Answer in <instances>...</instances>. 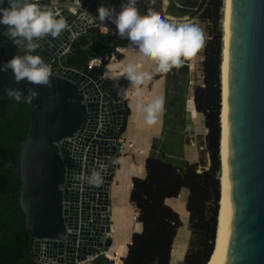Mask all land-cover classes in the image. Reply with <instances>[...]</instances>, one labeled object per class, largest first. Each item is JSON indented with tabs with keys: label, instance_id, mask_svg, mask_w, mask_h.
<instances>
[{
	"label": "water",
	"instance_id": "95a60500",
	"mask_svg": "<svg viewBox=\"0 0 264 264\" xmlns=\"http://www.w3.org/2000/svg\"><path fill=\"white\" fill-rule=\"evenodd\" d=\"M124 2L95 0L90 10L106 3L119 12ZM3 7H8L7 0ZM63 17L68 20L70 16L64 12ZM6 28L0 26V33ZM42 44L47 47L48 42H41V47ZM17 54L12 42L0 35V65ZM35 54L44 60L38 49ZM108 59L112 60V55ZM52 72V86H35L39 95L28 102L33 112L29 134L18 157L23 184L18 205L25 216L31 247L38 251L40 245L47 244V257L52 263L75 264L76 260H86L90 256L87 252L111 248L112 236L103 238L104 233L112 235L110 201L109 194L102 201L93 192L89 202L80 203L79 194L68 191L69 160L61 145L83 130L90 114L101 108L107 112L117 110L119 116H124V104L119 103L118 96L129 81L124 77L117 84L99 82V89H86L85 77L76 71L60 68ZM5 87L18 88L27 96L32 85L26 80L15 84L9 70L0 72V101L15 100L7 96ZM108 88L109 94L105 91ZM112 96L114 102L104 105ZM126 123V119L119 120L123 128ZM122 148L118 144L112 155L120 154ZM226 148L230 230L220 264H264V0H231ZM115 173L108 179L109 187ZM93 203L95 206H91ZM64 238L69 245H65ZM78 240L81 250L77 257L74 248ZM213 254L214 251L209 262Z\"/></svg>",
	"mask_w": 264,
	"mask_h": 264
},
{
	"label": "trees",
	"instance_id": "16d2710c",
	"mask_svg": "<svg viewBox=\"0 0 264 264\" xmlns=\"http://www.w3.org/2000/svg\"><path fill=\"white\" fill-rule=\"evenodd\" d=\"M222 10L223 0H208L203 1L193 15L214 27V35L204 48L203 86L194 89L196 110L204 116L209 131L204 139L208 165L185 163L182 168H177L166 161L163 153H158L154 143L145 164L146 177L132 180L130 203L137 210V222L142 225V231L132 235L124 264H170L181 220L167 201L178 199L184 189L189 192L186 209L191 241L183 264H207L214 251L222 173ZM116 31L115 28L107 35L92 33L81 36L73 43L61 65L81 72L96 57L111 55L117 49H128L129 41L121 39ZM189 64L190 59L180 67L187 76ZM105 66L106 63L100 74ZM156 76L162 78L167 74L156 72ZM32 112L33 108L24 100L0 101V264H36L31 256V238L25 216L18 205L23 186L18 172V157L20 146L29 134ZM129 116L130 110L126 107V121ZM125 130L126 127L122 133ZM94 264L112 263L102 257Z\"/></svg>",
	"mask_w": 264,
	"mask_h": 264
},
{
	"label": "clouds",
	"instance_id": "9594fccd",
	"mask_svg": "<svg viewBox=\"0 0 264 264\" xmlns=\"http://www.w3.org/2000/svg\"><path fill=\"white\" fill-rule=\"evenodd\" d=\"M139 0H125L117 12L114 8H98V20L110 21L116 26L117 35L129 41L128 51L138 56L143 62L155 65L157 73H168L173 68H180L185 60L192 58L202 47L204 36L202 30L194 24L170 23L159 15L149 12L140 15L137 9ZM5 0H0V26H7L0 35L18 49L19 54L0 65V72L12 73L15 84L27 81L28 95L18 88L5 87L9 98L17 102L31 103L39 92L35 86H52L51 67L39 56L37 49L45 37L56 38L67 28L66 20L57 17L51 8L45 7L40 0H7L8 7H3ZM126 79L130 87L123 90L125 96L135 94L152 79L150 73H141L133 64L126 67ZM137 99V112L143 114L144 123L154 125L158 115L163 112L164 99L157 98L147 105ZM90 185L99 187L102 176L93 171L88 177Z\"/></svg>",
	"mask_w": 264,
	"mask_h": 264
},
{
	"label": "crops",
	"instance_id": "0c3cea01",
	"mask_svg": "<svg viewBox=\"0 0 264 264\" xmlns=\"http://www.w3.org/2000/svg\"><path fill=\"white\" fill-rule=\"evenodd\" d=\"M203 1L204 0H139L137 9L140 15H146L149 12H152L170 23L194 24L197 26V21L194 19L196 16L193 17V15L196 13L197 9L200 7ZM201 51L202 47L197 51L195 56L200 54ZM119 54V59L115 57V59L106 63L104 74L105 78L108 81L119 82L122 78L126 77L125 70L129 64L135 65L138 72L150 73L152 79L147 82L142 88L137 90L134 95L129 94L125 96L124 92L123 94H121L126 107H128V109L130 110V116L127 119L126 130L123 133V148L117 162L118 167L116 175L110 187L109 193V211L112 229L111 236L113 240V209L116 206L115 193H119L121 190L125 189L127 185L126 195L128 197V204L132 207L134 212V207L130 203V195L133 187L132 180L136 177H139L141 179H144L146 177L145 164L147 158L149 157V154L152 152L154 143H156L159 151L158 153H163L165 155L166 161L177 168H182L185 163L199 164L202 161L200 152V150H202V146L199 145H201L202 141L204 142V139L200 137H202V135L205 133H200L194 127L195 124H193L194 121L192 112L190 110V102H192L196 114L198 113L197 115H201L203 117L204 127L206 129L205 118L202 114L197 112L194 104V92L193 94H184L183 96H180V99L178 101L172 100L171 105L173 112L171 113V115H168V97L170 95V91H172L168 89V84H166L168 78L166 76L157 78L155 65L143 62L138 56L130 53L128 49H120L118 51V55ZM193 57L190 58V64L188 65L189 68L190 66L192 67ZM129 87L130 84L128 83L127 88ZM172 94L174 93L172 92ZM137 96L139 97V102L143 105H147L157 98L162 97L164 99L165 103L163 112L158 115L157 122L154 125L145 124L143 114L137 112ZM188 133H191V135H187ZM188 196V190L184 189L178 199L168 200L167 205L173 208L181 217L182 205L183 207H185V211L187 212L186 203ZM187 214V222L185 223L183 221L187 227L183 230H180L179 235L177 236V238H179L182 231L185 233L182 237V248L180 251L182 253L179 256L178 262L174 263L173 255L175 252V244L177 240L176 238L172 250L170 264H183L187 251L189 249V213L187 212ZM136 215L137 214H135V216ZM135 219L136 218H134V220ZM141 231L142 225L140 224V229H138V232L133 231V234L140 233ZM123 260L124 259H122V263Z\"/></svg>",
	"mask_w": 264,
	"mask_h": 264
},
{
	"label": "built area",
	"instance_id": "2783aa9c",
	"mask_svg": "<svg viewBox=\"0 0 264 264\" xmlns=\"http://www.w3.org/2000/svg\"><path fill=\"white\" fill-rule=\"evenodd\" d=\"M94 1L95 0H40V3L45 7L51 8L57 17H63L64 12H68L70 16L68 20L63 17L66 20L68 26L61 33V35L56 38L45 37V39L41 42L45 43L47 41V47L42 44V47L38 49L40 55L51 67L52 71L60 68L64 69V67L61 65V61L70 52L71 46L78 38L89 34L91 31L101 35H107L112 29L116 28V26L108 20H105L104 22H100L98 20L97 16L99 7L95 11L90 10ZM204 1L208 2V0ZM101 6L111 8V5L106 3L102 4ZM119 50L120 49H117V53L115 52L111 54L112 60L115 59ZM109 61L111 60L108 59V56H99L90 61L87 69L84 70L88 72V75L84 74V71H76L85 77L84 88H95L94 86H96L99 89V86L103 85L104 83H118L108 81L105 78L104 70L102 74L99 73L103 64L108 63ZM99 82L102 84L99 85ZM105 91L107 94L110 93L109 88ZM103 97L104 94H101L102 99ZM114 97L115 96L110 97V100L104 105L114 102ZM118 101L119 103L124 104V116H119L117 114V110L114 112H107L101 108L97 112L90 114L91 117L88 119V122L83 130L78 132L75 136L66 139L63 145H61L65 151L64 155L69 160V163L67 164L69 172L68 180L70 183L68 191L71 193H78L80 203L85 201L89 202L91 200L90 193L96 192L97 199H102V201H104L105 196L110 193L111 186L109 187L108 179L112 176L113 171H117V162L121 155V153L112 155L113 148H115L118 144H122L123 142V127L119 125V120H124L126 117V104L123 101L121 95L118 96ZM101 102L103 103V101ZM102 105L103 104H101V107ZM94 147L95 151H93ZM93 171H98L102 176V184L99 187L90 185L87 182V177ZM91 206H95V204L93 203ZM108 213H110L109 210ZM110 237L111 234H103V238L105 239ZM65 239L66 238L63 239V242L66 243L65 245H69V242H67ZM47 247V244H42L39 246V248H37L38 251H36L35 247H32L31 256L32 259L34 258L33 260L36 264H56L52 263L48 259ZM74 250L75 255L78 257L81 250L79 246V240L76 241ZM87 253H90V256H88L86 260L79 262L76 260L75 264H94L97 259L107 257L106 248L97 249L95 253ZM82 255L84 256L85 254Z\"/></svg>",
	"mask_w": 264,
	"mask_h": 264
},
{
	"label": "bare ground",
	"instance_id": "6f19581e",
	"mask_svg": "<svg viewBox=\"0 0 264 264\" xmlns=\"http://www.w3.org/2000/svg\"><path fill=\"white\" fill-rule=\"evenodd\" d=\"M222 11H223L222 12L223 13V20H222L223 46H222V65H221V83H222L221 84V88H222V95H221V98H222L221 201H220V213L218 215L219 219H218V229H217L216 243H215L216 247L214 249V254L208 264H220V262L222 261L227 251L228 242H229V230H230V200H229V183H228V173H227L226 145H227V118H228V68H229L231 0H223V10ZM190 110L193 115V121H194L193 124H195L194 127L200 133H205L207 130L204 127L203 117L201 115H197L198 113L196 114V112L194 111V106L192 102H190ZM126 187L125 189L121 190L119 193L117 192L115 193L116 206L113 209L114 240L112 239V241H114V244H112L111 248L109 249L107 253V258L112 263L115 261V258L117 256L122 259H125L127 257L128 247L132 242L133 232L131 231L130 228H131V213H133V210H131V206L128 204V197L126 195L127 194ZM181 211H182L181 212L182 220L186 223L188 214L185 211V207H183V205L181 206ZM135 228L139 229L140 224H136ZM184 234L185 233L182 231L180 233L179 238H177L176 240L175 252L173 255L174 263L178 262L179 256L182 253L180 251L182 248V237Z\"/></svg>",
	"mask_w": 264,
	"mask_h": 264
},
{
	"label": "rangeland",
	"instance_id": "374dc122",
	"mask_svg": "<svg viewBox=\"0 0 264 264\" xmlns=\"http://www.w3.org/2000/svg\"><path fill=\"white\" fill-rule=\"evenodd\" d=\"M222 12L223 11H221V17H222V20H223V13ZM194 19L197 21V26L203 32L204 41H203V45H202V51L197 56L194 55L193 61H192V67L191 66H190V68L188 67V76L185 75V70H183L181 68H173L170 72L166 73L167 74V78H168V81H167L166 84H168L167 85L168 89L172 90V91H170V95L168 97V105H167L168 115H171V113L173 112L172 105H171L172 100L173 101H178L180 99V96H183L184 94H187V95L191 94V93L193 94L194 89L196 87L203 86V81H204V73H203L204 48H205L206 43L214 35V27L212 25H210L209 23L202 22L201 20H199L198 19V15H196V17ZM220 25H221V28H222V21H221ZM222 35H223V33H222ZM119 57H120V54L119 55L116 54V58L119 59ZM113 82H115V81H113ZM172 92L174 94H172ZM208 133H209V131L207 130L205 132V134H203L202 137H200V138L205 139L207 137ZM187 135L190 136L191 133L190 134L188 133ZM200 142H201V140H200ZM199 146H202V150H200L201 157H202L201 163H202L203 166H207L208 165V161L207 160H209V156L206 153L204 142L202 141L201 145H199ZM205 160H206V164H205ZM131 210H133L132 207H131ZM135 214H137V215L135 216ZM137 217H138V213H137V210L134 208V212L131 213V228L130 229H131L132 232L133 231H137L138 232V229L135 228V225L139 224V223H136L137 222ZM134 218H136V219L134 220ZM180 220H181V227H180L179 230H183L184 229V227H183V225H184L183 223L184 222H183L182 218H180ZM186 227L187 226H185V228ZM190 241H191V233H190L189 244H190ZM113 263L114 264L115 263L116 264L122 263V258L117 256Z\"/></svg>",
	"mask_w": 264,
	"mask_h": 264
}]
</instances>
